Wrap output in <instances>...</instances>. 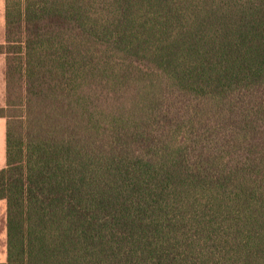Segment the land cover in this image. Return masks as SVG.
I'll return each mask as SVG.
<instances>
[{
    "label": "trees",
    "instance_id": "1",
    "mask_svg": "<svg viewBox=\"0 0 264 264\" xmlns=\"http://www.w3.org/2000/svg\"><path fill=\"white\" fill-rule=\"evenodd\" d=\"M4 17L0 264H264V0Z\"/></svg>",
    "mask_w": 264,
    "mask_h": 264
},
{
    "label": "crops",
    "instance_id": "2",
    "mask_svg": "<svg viewBox=\"0 0 264 264\" xmlns=\"http://www.w3.org/2000/svg\"><path fill=\"white\" fill-rule=\"evenodd\" d=\"M5 13V6H4ZM5 21V17H4ZM5 26V24H4ZM5 68H6V56L5 54L0 53V106L5 105L6 101V80H5ZM6 166V119L0 117V169ZM7 240V236H6ZM6 256L4 259H0V262L6 261Z\"/></svg>",
    "mask_w": 264,
    "mask_h": 264
},
{
    "label": "rangeland",
    "instance_id": "3",
    "mask_svg": "<svg viewBox=\"0 0 264 264\" xmlns=\"http://www.w3.org/2000/svg\"><path fill=\"white\" fill-rule=\"evenodd\" d=\"M4 6H5V0H0V44L4 42V37H5ZM5 256H6V201L0 200V259H4Z\"/></svg>",
    "mask_w": 264,
    "mask_h": 264
}]
</instances>
